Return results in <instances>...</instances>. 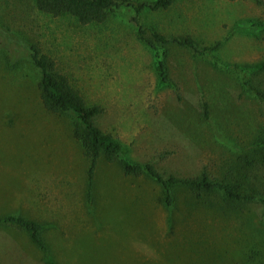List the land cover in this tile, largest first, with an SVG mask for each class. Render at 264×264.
<instances>
[{
	"label": "rangeland",
	"instance_id": "obj_1",
	"mask_svg": "<svg viewBox=\"0 0 264 264\" xmlns=\"http://www.w3.org/2000/svg\"><path fill=\"white\" fill-rule=\"evenodd\" d=\"M135 19L169 38L221 46L199 56L167 45L163 84ZM262 25L264 0H178L140 15L123 7L87 25L42 13L34 0H0V216L43 223L51 249L47 258L25 232L0 227V264H264L261 201L203 203L178 190L167 208L152 178L101 159L89 207L90 161L75 119L45 109L30 57L38 47L102 108L96 125L132 162L165 176L242 180L264 200V103L250 88H264V75L239 69L264 61Z\"/></svg>",
	"mask_w": 264,
	"mask_h": 264
},
{
	"label": "trees",
	"instance_id": "obj_2",
	"mask_svg": "<svg viewBox=\"0 0 264 264\" xmlns=\"http://www.w3.org/2000/svg\"><path fill=\"white\" fill-rule=\"evenodd\" d=\"M39 11L54 17L70 15L81 24L102 23L108 15L123 7H131L137 15L144 12H157L170 9L178 0H154L135 3L132 0H34ZM139 29L140 40L154 53L157 60V70L160 81L169 83L165 62L166 46L177 44L191 49L196 55L206 56L219 50L220 44L213 47H201L190 37L177 39L169 38L155 30L144 29L139 20L135 19ZM257 28L252 23L250 26ZM264 28V25H262ZM150 33V36L147 34ZM31 60L41 72L39 82L40 98L45 109L53 114H70L75 119L73 136L84 149L85 156L90 161L88 172L87 198L89 207L94 202L95 175L98 164L104 159L109 164L118 165L125 176L139 177L146 175L157 182L163 191V203L167 208H173L176 203L178 190H184L200 202L207 198L219 196L227 204H245L264 200L260 194L246 191V182H234L227 178H214L206 171L196 177L165 176L151 164L134 163L128 158L126 146L111 133L103 132L95 123V119L103 113L99 105L89 104L86 98L73 87L69 79L55 72V63L47 55L42 54L36 46L31 49ZM246 73L250 69L253 75H264V61L256 68L253 66L240 67ZM253 94L264 103V88L259 81L256 86L250 85ZM92 208V207H91ZM0 227L18 229L25 232L31 243L45 257L51 256L50 245L45 239L46 226L23 215L8 214L0 216Z\"/></svg>",
	"mask_w": 264,
	"mask_h": 264
}]
</instances>
